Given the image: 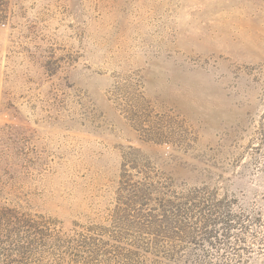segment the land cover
<instances>
[{"label": "rangeland", "instance_id": "374dc122", "mask_svg": "<svg viewBox=\"0 0 264 264\" xmlns=\"http://www.w3.org/2000/svg\"><path fill=\"white\" fill-rule=\"evenodd\" d=\"M0 264H264V0H0Z\"/></svg>", "mask_w": 264, "mask_h": 264}]
</instances>
